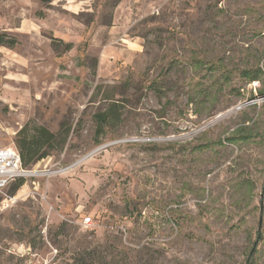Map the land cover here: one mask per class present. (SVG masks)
Here are the masks:
<instances>
[{
    "label": "rangeland",
    "instance_id": "1",
    "mask_svg": "<svg viewBox=\"0 0 264 264\" xmlns=\"http://www.w3.org/2000/svg\"><path fill=\"white\" fill-rule=\"evenodd\" d=\"M0 34V149L64 139L0 264H264V0H0Z\"/></svg>",
    "mask_w": 264,
    "mask_h": 264
},
{
    "label": "trees",
    "instance_id": "2",
    "mask_svg": "<svg viewBox=\"0 0 264 264\" xmlns=\"http://www.w3.org/2000/svg\"><path fill=\"white\" fill-rule=\"evenodd\" d=\"M16 40L6 34H0V47L12 48L16 45ZM256 78H251L254 81ZM118 112L109 110L107 113L97 114L98 123L102 124L115 121ZM14 144L19 154L21 165L27 168L36 162L46 158L51 151L62 148L64 139L61 134H52L46 128L41 126H28L25 125L16 134ZM23 180L18 179L14 181V189L17 190L22 186ZM95 254L86 253L83 256V264H100L103 258L94 256Z\"/></svg>",
    "mask_w": 264,
    "mask_h": 264
},
{
    "label": "built area",
    "instance_id": "3",
    "mask_svg": "<svg viewBox=\"0 0 264 264\" xmlns=\"http://www.w3.org/2000/svg\"><path fill=\"white\" fill-rule=\"evenodd\" d=\"M27 176V171L22 167L17 151L6 148L0 149V193L11 183ZM91 218L84 219V224L88 225Z\"/></svg>",
    "mask_w": 264,
    "mask_h": 264
}]
</instances>
